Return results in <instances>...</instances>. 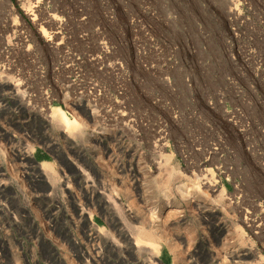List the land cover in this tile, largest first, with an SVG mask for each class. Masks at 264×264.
<instances>
[{
    "label": "rangeland",
    "instance_id": "rangeland-1",
    "mask_svg": "<svg viewBox=\"0 0 264 264\" xmlns=\"http://www.w3.org/2000/svg\"><path fill=\"white\" fill-rule=\"evenodd\" d=\"M95 263L264 264V0H0V264Z\"/></svg>",
    "mask_w": 264,
    "mask_h": 264
},
{
    "label": "bare ground",
    "instance_id": "bare-ground-1",
    "mask_svg": "<svg viewBox=\"0 0 264 264\" xmlns=\"http://www.w3.org/2000/svg\"><path fill=\"white\" fill-rule=\"evenodd\" d=\"M15 89L16 90H14V92H16L17 93V91H19V88H17V87H15ZM19 93V92H18ZM22 101H24V99L22 100ZM67 122V121H66ZM60 126H62V127H65V128H67V126H68V129H70V125H69V123L67 124V125H65L64 123H62V122H60ZM64 128V129H65ZM27 155L28 154H26V156H22V157H24V160L26 159H28V157H27ZM47 175V174H46ZM48 179H50V177H49V175H48ZM88 180V179H87ZM65 181V180H64ZM89 182V181H88ZM66 183V182H65ZM64 184V183H63ZM66 185V184H65ZM70 199H72V196H70ZM129 235V234H128ZM146 235V234H145ZM148 235V234H147ZM131 237V236H130ZM126 238H129V237H127L126 236ZM131 239H132V237H131ZM97 240V239H96ZM76 243V242H75ZM136 247H138V249L140 248V246L138 245V244H136ZM82 254H83V256L84 257H89V252H85L84 250L82 251ZM93 258V257H92ZM84 259H86V258H84ZM87 260V259H86ZM93 260V259H92ZM92 260H91V262H92ZM89 262V261H88ZM96 264V263H95Z\"/></svg>",
    "mask_w": 264,
    "mask_h": 264
}]
</instances>
